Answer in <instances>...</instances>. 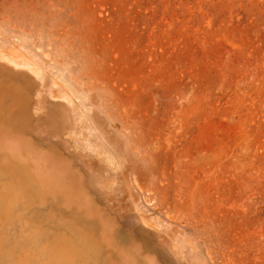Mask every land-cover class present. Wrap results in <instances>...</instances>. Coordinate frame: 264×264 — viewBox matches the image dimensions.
Here are the masks:
<instances>
[{
    "label": "rangeland",
    "instance_id": "1",
    "mask_svg": "<svg viewBox=\"0 0 264 264\" xmlns=\"http://www.w3.org/2000/svg\"><path fill=\"white\" fill-rule=\"evenodd\" d=\"M10 49L0 144L70 190L28 213L42 237L78 215L101 264H264V0H0Z\"/></svg>",
    "mask_w": 264,
    "mask_h": 264
},
{
    "label": "bare ground",
    "instance_id": "2",
    "mask_svg": "<svg viewBox=\"0 0 264 264\" xmlns=\"http://www.w3.org/2000/svg\"><path fill=\"white\" fill-rule=\"evenodd\" d=\"M14 52L16 51L14 50ZM14 52L10 49L9 52L0 57L16 66L26 67L24 56ZM30 62L32 63V61ZM34 68L37 67L35 66ZM63 87L61 92L65 90ZM1 92L2 94L4 93V91ZM64 93L66 92L64 91ZM6 94L9 96L11 92H6ZM55 94L57 95L58 93ZM66 94L68 95V92ZM12 95L13 93L11 97ZM34 162L36 163V161H32L29 158L23 147L0 144V231L13 221H17L21 229L27 225V230H29L26 242L24 244L20 243L18 249H16V245H12L10 248H0L3 250H0V264H101L100 262H105L107 260L105 255L106 248H109V251H107L110 252L114 247H111L112 237L109 234H104V231L98 229L94 222H90L88 232H84L83 229L78 228L76 225L78 223V215L73 216L74 218L72 219H62V228L68 230V237L63 233H54L53 237H42L40 232L41 217L36 215V213H28L32 212V208L35 206L47 204L46 199L49 197L51 190L62 193L63 197L57 199L59 203L62 201L65 203L63 198L70 190L63 183L65 179L63 181L61 179L58 183L52 181L49 172L45 173L44 168H42L43 161L39 160L37 164ZM19 212L24 216L21 217ZM98 230L103 232V234L99 233ZM102 246L105 248L104 251ZM14 253L16 255L12 259L10 255ZM117 253L115 251V254ZM104 257L105 259H103Z\"/></svg>",
    "mask_w": 264,
    "mask_h": 264
}]
</instances>
